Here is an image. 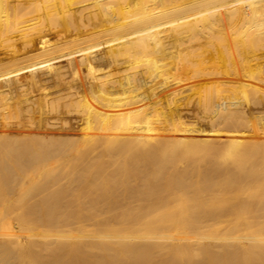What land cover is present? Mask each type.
I'll return each mask as SVG.
<instances>
[{"label": "bare ground", "instance_id": "bare-ground-1", "mask_svg": "<svg viewBox=\"0 0 264 264\" xmlns=\"http://www.w3.org/2000/svg\"><path fill=\"white\" fill-rule=\"evenodd\" d=\"M0 264H264V0H0Z\"/></svg>", "mask_w": 264, "mask_h": 264}, {"label": "rangeland", "instance_id": "rangeland-1", "mask_svg": "<svg viewBox=\"0 0 264 264\" xmlns=\"http://www.w3.org/2000/svg\"><path fill=\"white\" fill-rule=\"evenodd\" d=\"M43 23H44V25H50L52 22L51 21H49V20H46V21H43ZM155 26H157V24H155ZM50 43V40L49 39H47V38H42V42H41V46H40V48H39V50H36V51H34L33 52V54H41L43 51H44V47L47 45V44H49ZM156 51H157V54H158V56L159 57H162V50H161V46H156ZM249 55V56H248ZM247 55V58H248V60H252L251 61V64H249L250 66H252V67H256V65H257V63L256 62H254L253 61V56H251L252 54H248ZM121 57L124 59V60H126V61H128V62H132V56H130V55H127V54H121ZM228 62H230V63H234V65L233 64H231L233 67H230L229 65H230V63H229V65H226V64H228ZM224 69H221L222 71H225V72H228V71H231L230 69H233L234 67H236V65H235V62H234V60L233 59H226L225 61H224ZM255 63H256V65H255ZM168 64H166L165 62H159V66L160 67H166ZM258 66V65H257ZM21 70H26V69H28L29 68V66H28V64H26V65H22V66H20L19 67ZM228 68H229V70H228ZM227 69V70H226ZM110 224H113V222L112 221H110L109 222ZM45 232H43V231H40V232H38V234L39 235H42V234H44ZM199 245L198 244H194L192 247H194V248H197ZM41 248V244H38L37 245V249H40ZM228 248H233L232 246H228V247H222V246H219V245H216V246H214V249H216V251H218V252H221V251H223L224 249H228Z\"/></svg>", "mask_w": 264, "mask_h": 264}]
</instances>
